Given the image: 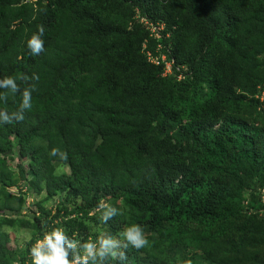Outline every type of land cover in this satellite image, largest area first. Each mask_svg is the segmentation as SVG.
Returning a JSON list of instances; mask_svg holds the SVG:
<instances>
[{
	"label": "trees",
	"instance_id": "obj_1",
	"mask_svg": "<svg viewBox=\"0 0 264 264\" xmlns=\"http://www.w3.org/2000/svg\"><path fill=\"white\" fill-rule=\"evenodd\" d=\"M38 26L33 57L25 32ZM8 75L35 91L22 120L0 125V264H31V243L52 227L95 240L100 201L120 209L105 234L135 223L146 237L125 264H234L246 246L227 235L243 209L264 242V0H0ZM4 226L31 237L10 248Z\"/></svg>",
	"mask_w": 264,
	"mask_h": 264
},
{
	"label": "clouds",
	"instance_id": "obj_2",
	"mask_svg": "<svg viewBox=\"0 0 264 264\" xmlns=\"http://www.w3.org/2000/svg\"><path fill=\"white\" fill-rule=\"evenodd\" d=\"M163 29L164 26L159 25L152 28V31L156 30V38L161 39ZM44 32L43 26H38L30 34L27 30L25 32L24 44L33 57L39 56L44 51ZM162 48L163 46L158 42L156 48L157 56L161 58V61H166L167 55L160 51ZM147 53L149 59L157 64L158 57L156 55L152 56L150 52ZM171 63L166 61L163 75L172 73ZM183 67L185 68V66ZM176 76L177 79H182L185 75L178 73ZM33 79H36V77H33ZM34 91V85L21 90L16 78L11 75L0 78V104L4 103L9 95L20 93L18 111L10 113L7 109L0 108V125L11 123L14 120H22L24 112L32 108V93ZM263 94L260 96L261 100L264 101ZM47 155L60 161H64L67 158V153L58 147H52ZM35 196L37 195L34 194ZM263 198L264 195L262 196L264 203ZM97 207L100 212L99 220L102 223H107L114 216L120 214V209L109 202L100 201ZM146 242L141 226L135 223H130L123 227L116 236L101 234L95 240L86 241L73 239L61 227H52L31 243L29 254L31 264H125L126 249L131 246L133 249L139 250L146 245Z\"/></svg>",
	"mask_w": 264,
	"mask_h": 264
},
{
	"label": "rangeland",
	"instance_id": "obj_3",
	"mask_svg": "<svg viewBox=\"0 0 264 264\" xmlns=\"http://www.w3.org/2000/svg\"><path fill=\"white\" fill-rule=\"evenodd\" d=\"M217 126L218 124H215L213 128ZM18 162L19 160L16 159L15 162H11V164L13 165V167H15L16 163ZM59 197L60 196H56L52 200L46 202L45 206L49 209L54 208L60 200ZM40 198V196L37 198L28 197L27 203L30 204L29 207L31 208V210L26 211L25 214H27L28 216H31L32 213L34 214L35 210H37L35 201L39 200ZM230 223L231 224H229V226H231V230H228L227 236L231 237L234 240H238V245L246 246L245 249L237 245L238 247H235L232 250V254L240 256L234 264H264V242L255 241L259 238L255 234H259V231H256V229L260 227V219L256 218L254 212L243 209L240 214L236 216V218H232ZM3 230L8 232L9 247L15 250L23 248L26 245V242L31 237V232L24 228L4 226ZM91 231L96 233L97 236L105 234L108 231V226L103 225V223L100 222H91ZM231 247L232 246H230L229 248Z\"/></svg>",
	"mask_w": 264,
	"mask_h": 264
},
{
	"label": "built area",
	"instance_id": "obj_4",
	"mask_svg": "<svg viewBox=\"0 0 264 264\" xmlns=\"http://www.w3.org/2000/svg\"><path fill=\"white\" fill-rule=\"evenodd\" d=\"M264 95V94H263Z\"/></svg>",
	"mask_w": 264,
	"mask_h": 264
}]
</instances>
